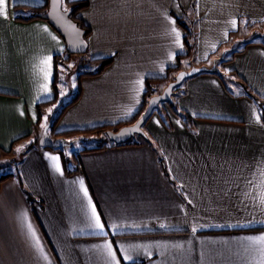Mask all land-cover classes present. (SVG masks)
<instances>
[{
  "label": "crops",
  "instance_id": "0c3cea01",
  "mask_svg": "<svg viewBox=\"0 0 264 264\" xmlns=\"http://www.w3.org/2000/svg\"><path fill=\"white\" fill-rule=\"evenodd\" d=\"M86 1L78 13L91 29L85 53L113 60L98 75H78L81 94L55 124L69 132L48 138L59 147L79 135L93 136L84 148L104 142L103 131L89 129L131 119L147 87L160 92L179 70L215 63V73L173 90L191 127L154 113L135 144L83 148L68 169L63 152L40 143L63 103L64 38L47 20L28 18L48 0H7L0 151L16 148L20 161L19 173L0 181V264H264V243L248 239L264 235V119L248 96L264 98V42L227 45L241 22L264 33V0ZM178 20L193 39L187 55Z\"/></svg>",
  "mask_w": 264,
  "mask_h": 264
},
{
  "label": "water",
  "instance_id": "95a60500",
  "mask_svg": "<svg viewBox=\"0 0 264 264\" xmlns=\"http://www.w3.org/2000/svg\"><path fill=\"white\" fill-rule=\"evenodd\" d=\"M38 16L47 20L64 38L65 48L69 53L82 54L87 50V40L84 37V29L79 27L77 23L69 16L70 9L62 8V0H48L45 11L37 13ZM215 63L212 67L192 66L189 70H179L174 79L169 81L160 92L151 95L144 111L132 123L122 125L117 129L106 130V135L110 141L115 143L124 142L135 134L145 135L143 125L150 117L152 110L157 108L161 102H171L172 93L175 87L181 82L193 75L203 71H214ZM183 76L181 79L180 77ZM48 126V125H47ZM43 129V136L40 138V143L43 145L54 144L57 141H49V134L46 129Z\"/></svg>",
  "mask_w": 264,
  "mask_h": 264
},
{
  "label": "rangeland",
  "instance_id": "374dc122",
  "mask_svg": "<svg viewBox=\"0 0 264 264\" xmlns=\"http://www.w3.org/2000/svg\"><path fill=\"white\" fill-rule=\"evenodd\" d=\"M254 29H258V27L255 25L250 27L247 24L241 22L239 31L235 33L234 36L231 37L227 45L233 46V44L236 43L233 47L234 49V48L242 47L245 43L244 41L245 39L259 40L264 42V33L262 32L257 33V31L255 33V31H253ZM192 42L193 39L191 43ZM217 56H221V53L219 51L217 52ZM224 56L230 57L231 52L225 53ZM191 57L192 56H190V58ZM59 61L60 62L58 63V83H57L59 87V97L57 100V105L60 104L61 102L68 101L72 97V95L76 92L78 86V75L81 72L89 71L96 67V65H93L91 63L92 60L88 58L86 53L70 54V55L64 53V57H62V59H60ZM184 63L185 62L183 61V64ZM200 66H207V65H200ZM212 66L213 64L211 63L207 67H212ZM190 68L191 67H189V69ZM172 95H173L172 98H175L176 96L175 93H173ZM160 104L163 105L162 108L165 110L166 114L171 113L170 109L168 108L165 102H161ZM140 135L142 134H135L131 137V139L140 138ZM75 138L76 139L72 141L73 142L72 146L68 145L67 147H60L59 150H53L59 156H60L59 151L63 152L65 156L66 166L68 169H71L73 165L77 164L76 156L74 157L71 154L77 155L79 154V152L83 151L84 146H89L91 144V140L93 136H90L89 138V136L87 135L85 136L79 135V136H75ZM42 149H45V151L48 152L47 149H51V148L43 146ZM19 158L20 155L17 152L16 148H14V150H12L9 154L8 152L6 153L0 151V178L10 173H13L14 175H17L19 173V161H20Z\"/></svg>",
  "mask_w": 264,
  "mask_h": 264
},
{
  "label": "trees",
  "instance_id": "16d2710c",
  "mask_svg": "<svg viewBox=\"0 0 264 264\" xmlns=\"http://www.w3.org/2000/svg\"><path fill=\"white\" fill-rule=\"evenodd\" d=\"M87 6H88V1H86V0H62V8L65 9V10L70 9L69 16L77 23V25L79 27L84 29V37H85L86 40H87L88 35L91 32V29H90V27L88 25H86L79 18L78 13L83 8H85ZM31 17H40V16H38V14H36V15L30 16L28 18H31ZM178 22L184 29L183 41H184V43L186 45V48H187V52L185 53V55H187V54H189L191 52L192 46H193V44L190 41V31H189V29L186 27V25L184 23L180 22L179 20H178ZM241 50L242 49H240L238 51H241ZM65 53H67L68 55L72 54V53H69L67 50H65ZM62 57H64V55ZM91 60L92 61H96L97 62V66L93 70L81 72L79 75H81V74H84V75H98L108 65L111 64L113 58L111 56H109V57H103V58H97V59H91ZM228 60H230V59H226L224 61H228ZM200 73H215V71H203V72H200ZM177 87H175V88H177ZM80 94H81V88H80V85L78 84L76 92L72 95V97L68 101L63 102L60 105V107L57 109V111L55 112L54 116H52V118L49 120V123H48L49 125L47 126L46 131L51 137L54 138V136H58L59 134H63V133L69 132V131H55V124H56L57 119L61 115V113L69 105H71L73 102H75L79 98ZM151 94H152L151 90H149V88L147 87V90L145 92V99H144L143 105H142L141 109H139V111L131 119H128V120H125V121H121V122H118V123L113 124V125H101V126H97V127H93L91 129H89V130L103 131L105 133V139H104V142H99L95 146L85 147L84 149H87V150L99 149V148H103V146H105L107 144H110V145L135 144L134 142H132L131 138L127 139L124 142H119V143H115L113 141H110L108 139L107 135H106V130H108V128L115 130V129H117L118 127H120L122 125L129 124V123H132L133 121H135L138 118V116L144 111V108H145V106L147 104V100H148V98H149V96ZM248 96L254 98L258 102L259 108L261 110V118L264 119V98L258 97L257 95H255V93H253L250 90H248ZM43 103H40V104H43ZM165 103L168 106V108L170 109L171 113L174 114L175 116H177L179 119H181L182 122L186 126H188V127L192 126L191 125V117H190V115L187 112H185L184 110L178 108L173 100L171 102H165ZM40 104H38V106H41ZM154 113H158L160 115L161 120L164 123L167 122V114H166L165 110L162 108L161 104H159V106L157 108L152 110L151 115L154 114ZM45 146L49 147V148H51L53 150H59L60 149L59 145H57V144H49V145H45ZM7 176H9V174L6 175V176L1 177L0 181L3 178L7 177ZM133 264H142V263H133Z\"/></svg>",
  "mask_w": 264,
  "mask_h": 264
},
{
  "label": "snow or ice",
  "instance_id": "6c2138e0",
  "mask_svg": "<svg viewBox=\"0 0 264 264\" xmlns=\"http://www.w3.org/2000/svg\"><path fill=\"white\" fill-rule=\"evenodd\" d=\"M7 0H0V17H4L5 19L8 18V13H7ZM173 32L176 33V37H177V43L179 44V32L176 31L175 28H173L172 30ZM53 39H55V37H53ZM50 62H51V57H47L42 63L46 66L47 70L45 71V77L47 78L50 75ZM181 79L183 78V76L180 77ZM23 114V113H21ZM259 119V118H258ZM53 161H55L57 158L56 157H52ZM57 170H59V165H56ZM85 195L87 196V190L85 189ZM264 202V201H262ZM93 216L95 218V224L94 227L100 229L101 231L104 228V225L101 223L100 218L98 215H96L95 213V209L93 208ZM196 229L194 228L193 231H195ZM249 240L253 241L254 243H264V235L259 236V237H249ZM106 247H108L110 253L113 255V257H115V253L112 252L111 250V245H107ZM126 259H131V257H125Z\"/></svg>",
  "mask_w": 264,
  "mask_h": 264
}]
</instances>
